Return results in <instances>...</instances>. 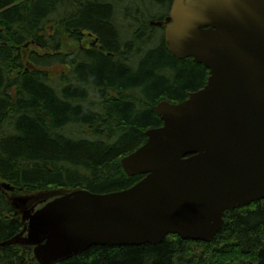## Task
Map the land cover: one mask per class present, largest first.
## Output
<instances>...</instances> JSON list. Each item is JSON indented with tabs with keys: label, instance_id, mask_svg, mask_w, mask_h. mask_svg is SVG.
I'll list each match as a JSON object with an SVG mask.
<instances>
[{
	"label": "trees",
	"instance_id": "16d2710c",
	"mask_svg": "<svg viewBox=\"0 0 264 264\" xmlns=\"http://www.w3.org/2000/svg\"><path fill=\"white\" fill-rule=\"evenodd\" d=\"M173 1L0 0V185L107 194L144 178L129 177L121 160L163 125L161 102L180 103L209 78L167 49L157 24ZM88 35L97 44L83 48ZM15 214L0 188V244L23 230ZM224 219L210 243L170 235L94 246L59 264H264V200ZM0 264L38 263L32 249L5 246Z\"/></svg>",
	"mask_w": 264,
	"mask_h": 264
},
{
	"label": "water",
	"instance_id": "95a60500",
	"mask_svg": "<svg viewBox=\"0 0 264 264\" xmlns=\"http://www.w3.org/2000/svg\"><path fill=\"white\" fill-rule=\"evenodd\" d=\"M165 42L210 76L186 100L161 102L163 125L122 159L129 177L144 178L31 208L16 198L24 229L0 248H31L39 264H59L94 246L159 245L170 235L210 243L227 211L264 200V0H174Z\"/></svg>",
	"mask_w": 264,
	"mask_h": 264
},
{
	"label": "rangeland",
	"instance_id": "374dc122",
	"mask_svg": "<svg viewBox=\"0 0 264 264\" xmlns=\"http://www.w3.org/2000/svg\"><path fill=\"white\" fill-rule=\"evenodd\" d=\"M162 24H163V26H165L166 25V21L163 22ZM94 40H95L94 37H92L91 35H88L87 38H85L83 40V42H82L83 43V48H90L92 46V44H94V43H92V42H94ZM74 48H75V46L73 47V49ZM78 49L79 48H77V50ZM63 191L64 190L59 189V190H53L50 193L48 192V193H38V194H27V193L8 192V197L10 199V202H11L12 206L14 207V209L16 211V214L15 215H18L21 218V217H23V215L21 214L20 209H17L14 206V203H13V200L14 199H16V198L29 199L28 208H31L32 206L36 205L40 201H42L44 199H47V198H49L51 196L57 195V194H59L60 192H63ZM34 260H35V258H34ZM245 263H248V262H245Z\"/></svg>",
	"mask_w": 264,
	"mask_h": 264
}]
</instances>
